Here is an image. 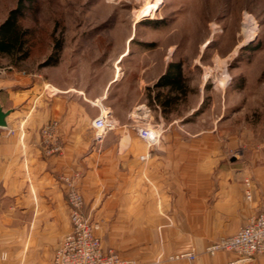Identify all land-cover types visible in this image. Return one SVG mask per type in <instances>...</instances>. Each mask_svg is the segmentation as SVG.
Here are the masks:
<instances>
[{
	"label": "rangeland",
	"instance_id": "374dc122",
	"mask_svg": "<svg viewBox=\"0 0 264 264\" xmlns=\"http://www.w3.org/2000/svg\"><path fill=\"white\" fill-rule=\"evenodd\" d=\"M17 1L0 0V23ZM24 2L22 26L32 32L30 56L16 68H8L7 60L1 59V71L28 77L46 93L54 91L51 86L55 85L96 98L108 85L109 105L94 101V118L105 110L115 127L119 121L134 123L136 132L139 128L153 131L155 141L162 126H174L176 134L170 140L187 143L191 159L205 161L204 180L196 181L191 172L189 191L205 197L207 210L219 192L220 173L237 174L241 184L254 170L264 174V0ZM147 5L152 9L143 13ZM58 43V62L47 65ZM174 62L182 65L188 91L163 117L153 99L159 89L153 85ZM138 100L145 104L141 110L123 109ZM127 112H131L129 118L124 117ZM45 124L39 129L41 140ZM97 176L99 181L104 177ZM64 178H71L82 194L80 173L62 177L66 192ZM151 185L146 183L145 191ZM174 185L181 188L182 183ZM142 218L151 226L159 225L140 231V251L150 254L126 257L114 250L135 264H191L209 255L206 247L233 234L237 226L233 216L193 213L192 209L188 214L174 210ZM98 223L102 228V221ZM105 234L97 233L101 242ZM155 250L157 256L152 255ZM189 252L195 254L192 261L180 258Z\"/></svg>",
	"mask_w": 264,
	"mask_h": 264
},
{
	"label": "crops",
	"instance_id": "0c3cea01",
	"mask_svg": "<svg viewBox=\"0 0 264 264\" xmlns=\"http://www.w3.org/2000/svg\"><path fill=\"white\" fill-rule=\"evenodd\" d=\"M51 88L54 91L46 93L40 84H31L28 77L1 71L0 106L9 113L7 126L0 127V264L50 261L69 230L62 177L75 173L81 174L84 215L102 221L100 236L106 231L103 247L126 257L150 254L140 251V231L159 225L143 222V214L208 211L233 216L237 230L250 216L264 212V174L254 170L253 178L247 176L241 184L237 174L220 173L219 192L207 210L205 197L189 191L191 172L196 181L204 180L205 161L191 159L187 143L170 140L176 134L174 126H162L154 143L137 134L136 124L122 121L97 137L91 126L93 102L108 104V85L96 98L71 87ZM143 106L144 102L138 100L123 109L139 111ZM130 116L131 112L124 117ZM53 121V143L58 150L49 153L39 129ZM98 174L104 175L100 181ZM248 177L250 198L245 195L244 181ZM146 183H152L150 191H145ZM174 183H182L181 188ZM160 226L169 227L163 223ZM153 252L156 256L159 253ZM237 259L235 253L217 252L201 255L191 264H225ZM240 264H264V256Z\"/></svg>",
	"mask_w": 264,
	"mask_h": 264
},
{
	"label": "built area",
	"instance_id": "2783aa9c",
	"mask_svg": "<svg viewBox=\"0 0 264 264\" xmlns=\"http://www.w3.org/2000/svg\"><path fill=\"white\" fill-rule=\"evenodd\" d=\"M56 123L49 122L41 129L42 142L48 146L47 151L54 153L58 146L53 143V131ZM91 126L96 136L101 137L115 128L109 112L103 110L95 117ZM138 135L148 143H154L156 135L147 128H139ZM53 143V144H52ZM66 183L65 199L69 208V230L61 238L52 258L46 264H135L130 258L121 257L112 249H105L100 237L99 223L86 217L83 213V197L71 178H64ZM250 181L245 180L246 198H250ZM209 255L217 252L235 253L237 260L225 264H240L252 261L257 256H264V212L250 216L233 234L220 237L218 241L205 249ZM192 261L193 252L185 253L180 258ZM177 258V257H176Z\"/></svg>",
	"mask_w": 264,
	"mask_h": 264
},
{
	"label": "trees",
	"instance_id": "16d2710c",
	"mask_svg": "<svg viewBox=\"0 0 264 264\" xmlns=\"http://www.w3.org/2000/svg\"><path fill=\"white\" fill-rule=\"evenodd\" d=\"M25 8L24 0H18L16 6L8 11L6 18L0 23V60L6 59L8 68L18 67L30 56L32 32L22 26ZM60 49L58 43L47 57V65H55L58 62ZM153 88L163 90H158L153 99L164 117L172 112L188 91L181 63H169Z\"/></svg>",
	"mask_w": 264,
	"mask_h": 264
},
{
	"label": "water",
	"instance_id": "95a60500",
	"mask_svg": "<svg viewBox=\"0 0 264 264\" xmlns=\"http://www.w3.org/2000/svg\"><path fill=\"white\" fill-rule=\"evenodd\" d=\"M0 77H1V71H0ZM1 92V90H0ZM9 111L8 110H3V108L0 106V127L4 128L7 126L6 123V116L8 115ZM233 160V159H231Z\"/></svg>",
	"mask_w": 264,
	"mask_h": 264
},
{
	"label": "bare ground",
	"instance_id": "6f19581e",
	"mask_svg": "<svg viewBox=\"0 0 264 264\" xmlns=\"http://www.w3.org/2000/svg\"><path fill=\"white\" fill-rule=\"evenodd\" d=\"M156 1V0H155ZM152 6H146V8H144V10L142 11L143 13H145V12H149L152 8H151Z\"/></svg>",
	"mask_w": 264,
	"mask_h": 264
}]
</instances>
